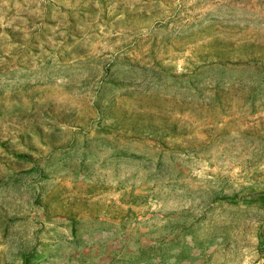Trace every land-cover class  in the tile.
Wrapping results in <instances>:
<instances>
[{
	"label": "rangeland",
	"instance_id": "1",
	"mask_svg": "<svg viewBox=\"0 0 264 264\" xmlns=\"http://www.w3.org/2000/svg\"><path fill=\"white\" fill-rule=\"evenodd\" d=\"M262 191L264 0H0V264H264Z\"/></svg>",
	"mask_w": 264,
	"mask_h": 264
},
{
	"label": "trees",
	"instance_id": "2",
	"mask_svg": "<svg viewBox=\"0 0 264 264\" xmlns=\"http://www.w3.org/2000/svg\"><path fill=\"white\" fill-rule=\"evenodd\" d=\"M224 201L235 204V203L241 202V199H238L237 197H231V198L224 199ZM242 201L248 204L249 206L256 208V210L260 214L264 215V191L246 196L242 199ZM263 242H264V239H263ZM36 256H37L36 254H30L29 256L23 258V264H31V262L35 260V258H36V261H39Z\"/></svg>",
	"mask_w": 264,
	"mask_h": 264
}]
</instances>
